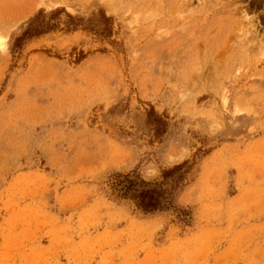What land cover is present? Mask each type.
Returning <instances> with one entry per match:
<instances>
[{
	"label": "rangeland",
	"instance_id": "374dc122",
	"mask_svg": "<svg viewBox=\"0 0 264 264\" xmlns=\"http://www.w3.org/2000/svg\"><path fill=\"white\" fill-rule=\"evenodd\" d=\"M0 264H264V0H0Z\"/></svg>",
	"mask_w": 264,
	"mask_h": 264
},
{
	"label": "trees",
	"instance_id": "16d2710c",
	"mask_svg": "<svg viewBox=\"0 0 264 264\" xmlns=\"http://www.w3.org/2000/svg\"><path fill=\"white\" fill-rule=\"evenodd\" d=\"M55 13L56 10H51L47 20H43L39 18L42 16V10H37L32 18L28 20L26 27L19 35L13 38L10 49L14 50L19 47L24 39L39 35L53 28L54 24L49 20ZM101 17L105 21L109 19L102 13ZM150 113H152V110ZM154 119L158 125L160 124L164 127V122L159 117L155 116ZM154 132L158 134L157 127L154 129ZM189 166L190 164L184 160L165 169L161 174L162 180L157 183L145 182L137 176L130 177L128 174L116 175L111 183V187L117 197L132 201L134 206L143 212L165 210L171 206L173 188L182 179Z\"/></svg>",
	"mask_w": 264,
	"mask_h": 264
}]
</instances>
